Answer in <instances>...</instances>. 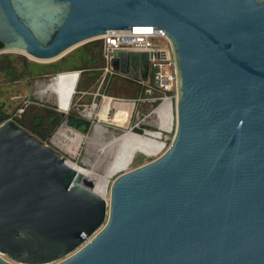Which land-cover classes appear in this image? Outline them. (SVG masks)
<instances>
[{
  "label": "water",
  "instance_id": "1",
  "mask_svg": "<svg viewBox=\"0 0 264 264\" xmlns=\"http://www.w3.org/2000/svg\"><path fill=\"white\" fill-rule=\"evenodd\" d=\"M135 26L162 30L172 48L169 147L115 178L106 198L0 114V255L17 264H264V0H0V52L34 62ZM111 67L147 80L149 54L114 52Z\"/></svg>",
  "mask_w": 264,
  "mask_h": 264
},
{
  "label": "rangeland",
  "instance_id": "2",
  "mask_svg": "<svg viewBox=\"0 0 264 264\" xmlns=\"http://www.w3.org/2000/svg\"><path fill=\"white\" fill-rule=\"evenodd\" d=\"M98 40H101V39L99 38ZM82 45H84V44H82ZM82 45L75 47L74 49L70 50L68 53H66L64 56H62L61 58H59L58 60H56L54 62H36V63H39V64L58 63L56 65L55 70H47V69L46 70L51 71L52 73L58 72V71H64L65 69L71 67V65L79 64L80 54L82 51V48H81ZM4 51H3V53H0V54H12V55L24 56L21 53H17V52H13V51H6V50H4ZM62 59H64V60L61 61ZM16 67H17V70L20 71L21 68H20L19 63H17ZM73 72H76V71H72V73H68V74L66 73L63 76H65V78L71 77V76L75 77V74ZM150 75H152V72L150 73ZM115 77H120V76H115ZM7 78L8 77L5 76L4 74H0V104L3 105V109L6 110L7 113H9V114L12 113V116L9 117V119L12 120L13 116L14 117L19 116L21 111L23 112V107L29 103V100L27 99L28 98V96H27L28 92L30 95H32V98L34 100H36V102H38L39 104H43V105H46V106L54 109V105H53V98L54 97H53V95L48 97V98H39L38 95L36 94L37 89L35 88L36 87L35 81H38L41 83L47 82L48 77H45L43 79L33 80V83L31 85V87L29 88V90H27V88H26V80L25 79H20V80L15 81V82H9ZM124 79H127V77H124ZM73 85H74V83H73ZM120 87H121L120 81L118 79L112 78L111 83H110L106 93L108 95H115V91H118L117 89H119ZM97 90H98V86H97V82H96L95 89L93 91H90V92L94 93ZM75 91H76V89H75ZM100 92H101V94L104 93V92H102V90ZM78 93L79 92L76 91V94L73 95L72 103L77 104V105H74L76 107L83 106V108L81 110V114L85 115L84 109L90 107L91 102H92V96L87 95L84 97H80ZM70 96H72V94ZM87 97H89L91 99H89ZM125 100H129V99H125ZM130 100H132V99H130ZM95 102L98 103V107H97L96 111L94 112L95 116H96L99 113V110H101L100 114L103 112V110L105 108L106 101L105 100L102 101V98H100L99 100H96ZM81 103H83V105ZM152 104L151 105L148 104V105H150V108L153 107ZM174 104H175V102L173 101V108L171 109V111H172L171 112L172 113V120L171 121L172 122H171L168 129H166V130L163 129V117H161L159 119V121L156 122L155 118L152 116L145 119L140 125H138L134 129V131L132 133L134 135L144 139L145 141L149 142L150 144H152L154 146V150L146 153L145 155L142 153H138L129 165H127L123 168H120L117 171L113 172L111 175H109V177L106 179V182L108 184L107 191H106V198L108 197L109 185L111 184V182L115 178H117L121 174H124V173L131 171L133 169H136V168H138L144 164H147V163H150L151 161H154L155 159L160 157L167 150V148L169 147V145L172 141L174 131H175V105ZM139 107H140V109L138 111V114L140 115V117L143 115H146L149 112V110L147 111V109L149 107H146L143 104L140 105ZM116 108H117V111H120L121 113H119L118 117L115 120H113V118L115 116L114 115L115 109H110L107 112L108 113L107 118H105V117L101 118V117L96 116L98 118L96 125H99L104 130L103 133L102 132L100 133V136L103 137V140H101L99 138V135H95V132H94L95 129L93 127H91L90 130H88V132L86 134H82V135H84L83 142H81V145L77 148V151L74 155L67 153L66 151L63 150V148L64 147H66V148L70 147V145L73 144L72 142H74V140H75V136H72V138H70V141H68L66 139L63 140V138H67L66 137L67 134L63 130L60 131L61 127L57 128L55 130V132H53V135L49 139L44 141V143L47 146H49L51 149L55 150L57 153L62 155L64 158L71 160L72 162L78 164L81 168H83L85 170H89L90 166L88 164H85L83 162V160L87 159L88 162L93 165L96 162L95 159L97 157L103 156L102 154L100 155V154L96 153V151L98 150L97 148L101 147L105 142L107 143V142H109L115 138L120 137L125 132L130 130V128L134 125V118H133V121L131 120V122L127 126L126 125L123 126L125 121L127 120V116H125L123 114V104L118 105ZM161 113H162V111L159 113V116L162 115ZM64 116L66 117L67 115H64ZM159 123L160 124L162 123L161 124L162 126L160 129H159V127H160ZM118 124H120V126H118ZM145 126H149L150 128L146 129V128H144ZM95 128H97V127H95ZM136 129H142V134H143V132H153L154 136L156 138L155 137H149L148 135H144V134L143 135L142 134H136L135 133ZM91 140H93V142ZM115 148L116 147L113 148V151L111 153H109L107 156L104 157V163L96 166L95 171L98 174H95V176H94L95 178L100 180L101 175H105V172H106L105 165L108 162L112 161L113 155L115 152ZM3 257L5 259H7L4 255H3ZM8 261L12 264H17V263L10 261V260H8Z\"/></svg>",
  "mask_w": 264,
  "mask_h": 264
},
{
  "label": "trees",
  "instance_id": "3",
  "mask_svg": "<svg viewBox=\"0 0 264 264\" xmlns=\"http://www.w3.org/2000/svg\"><path fill=\"white\" fill-rule=\"evenodd\" d=\"M81 48L82 51L80 54L79 64L71 65V67L65 69L64 71H58L54 73L47 70H55L58 63L39 64L29 60L27 57L22 55L0 54V74H4L5 76H7L9 82H15L20 79H25L26 88L27 90H29L33 83V80L43 79L57 73L80 71L75 89L77 92H90L95 89L96 82L100 78L102 69L105 64L104 58L102 56V40H95L86 43L82 45ZM1 49L2 44L0 43V50ZM63 60L64 59H62L61 61ZM17 63L20 64V71L17 70ZM112 78L118 79L120 81L121 87L117 89L118 91H115V95H108L106 92ZM102 92H104V94L108 97L129 100L135 98H144L147 96L144 93L143 88L141 86H138L134 81L115 76L111 77V79L106 82L104 88L102 89ZM27 96L29 103L23 107V112H21L19 116H13L12 122L17 124L20 128L28 132L31 136L35 137L39 141L44 142L49 139L53 135V132H55V130L62 125L63 121L67 119V125L72 129L63 126L61 127L60 131L63 130L67 135L69 134L70 138H72L71 136H75V140L74 142H72L73 144H71L70 147H64L63 150L71 155H74L77 151V148L81 145V142H83L84 135L82 134H86L90 127V121L84 118L81 114L83 106H74L69 114L65 117L63 113L36 102V100L32 98V95H30L29 92ZM155 96H157L156 93H153L151 95V97ZM99 99L100 97L96 98V100ZM81 104L83 105V103ZM156 104L157 102L153 103V107L151 106L152 108L146 106L149 107L147 111H151V109H153ZM118 105H120V103H112L110 104V107H117ZM171 109L172 108H170V102L167 101L163 104V110H161L162 115L159 116L160 112H156L159 116V119L163 117V129L165 130L169 128L172 122ZM130 111L131 105L123 104V114L128 117ZM119 113L121 112L116 111L113 120L118 117ZM0 114L4 116L5 120H8L9 117L12 116V113L9 114L6 110L3 109L2 104H0ZM126 122L127 120L125 121L123 126L126 125ZM161 124L159 125V129L162 126ZM118 126H120V124H118ZM144 128L149 129L150 127L145 126ZM135 133L142 134V129H136ZM148 133L149 137H155L153 132Z\"/></svg>",
  "mask_w": 264,
  "mask_h": 264
},
{
  "label": "built area",
  "instance_id": "4",
  "mask_svg": "<svg viewBox=\"0 0 264 264\" xmlns=\"http://www.w3.org/2000/svg\"><path fill=\"white\" fill-rule=\"evenodd\" d=\"M147 26H135L131 30H110L106 32L100 39L102 40V56L104 58V67L102 69V73L100 78L97 81L98 90L94 93L91 92H79L80 97H84L87 95L92 96V102L90 107L85 108L83 115L84 118L90 121V127L97 126L96 123L98 121L97 117H100V112L95 116V111L98 107V103H95L96 98H102V101L105 99H109L110 103H120L131 105V111L127 117L126 126L133 121L134 125L130 128V132H133L134 129L140 125L145 119L150 116L154 117L156 122L159 121V116L157 115V110L164 104L165 101H169L173 105V101L175 102L177 99V82H176V72L174 65V58L172 54V48L169 40L162 30L154 29L153 27L150 32L148 31H139L138 29H146ZM114 52H145L149 54V73L147 80H143L140 78H134L129 75H123L121 73L115 72L111 67V60L113 58ZM1 53V52H0ZM152 72V75L150 73ZM68 74L72 72H63L57 73L48 76L47 82H38L35 81L36 94L39 98H48L53 95V105L54 109L58 112L63 113L64 115H68L74 105L72 103V97L76 94L75 88L79 78L80 71L73 72L75 74V83L73 86V93L68 102L67 108L64 110L60 106V99L58 93H50L45 91L47 85L52 84L58 78L60 74ZM120 76L121 78L127 77L134 81L138 86L143 88L144 93L147 95L144 98H135L132 100H125L121 98H113L108 97L104 93L101 94V90L104 88L106 82H108L111 77ZM153 93H156L157 96L151 97ZM157 102L156 106L151 109L146 115L140 117L138 114L139 106H149L152 103ZM150 104V105H148ZM110 109H115V113L117 108L111 106L106 111V116H108V111ZM22 112V111H21ZM6 121H12L8 119ZM61 127V126H60ZM72 129L71 127H68ZM76 131V130H75ZM127 131V132H128ZM146 133V132H145ZM67 138H63L70 141L69 134L66 135ZM72 137V136H71ZM55 151V150H54ZM90 238L86 239L75 251L81 248ZM74 251V252H75ZM73 253V252H72ZM3 259V255H0ZM7 260V259H5ZM8 261V260H7Z\"/></svg>",
  "mask_w": 264,
  "mask_h": 264
},
{
  "label": "bare ground",
  "instance_id": "5",
  "mask_svg": "<svg viewBox=\"0 0 264 264\" xmlns=\"http://www.w3.org/2000/svg\"><path fill=\"white\" fill-rule=\"evenodd\" d=\"M147 27L148 28L146 29H138V30L150 32L152 28L150 26ZM62 55L63 54L53 59V61L58 60V58L61 57ZM63 75L64 74H60L58 78L55 80V82L47 85L45 91H48L52 94L58 93L60 99V106L62 109L65 110L70 100L71 97L70 95L73 92V86H74L73 83H75L74 80L75 77L71 76L65 78V76ZM107 100L109 101V99ZM170 108H173L172 103H170ZM161 110H163V105H161V107L157 111L161 112ZM98 126L99 125H97L96 126L97 128H95L94 130L95 135H99V138L103 140V137L100 136V133L101 132L103 133L104 130L102 127L100 126L98 127ZM144 135H149V133H146ZM91 141L93 142V140ZM114 147L116 148L113 155V159L112 161L108 162L105 165L106 168L105 175H101L100 180L95 178L94 177L95 174H98L95 171L96 166L104 163V157L107 156L109 153H111ZM97 149L98 150L96 151V153L103 155L95 159L97 163L95 162L92 165L88 162L87 159L83 160L85 164H88L90 166L89 170H85L81 168L78 164L68 160L67 158H65L66 161L65 166L80 178V183L83 186L100 195H104V193H106L107 191L108 184L106 182V179L109 177V175H111L113 172L117 171L118 169L129 165L138 153H142L145 155L146 153L154 150V146L149 142L145 141L144 139L134 135L132 132L128 131L118 138H115L107 143L105 142L101 147Z\"/></svg>",
  "mask_w": 264,
  "mask_h": 264
},
{
  "label": "crops",
  "instance_id": "6",
  "mask_svg": "<svg viewBox=\"0 0 264 264\" xmlns=\"http://www.w3.org/2000/svg\"><path fill=\"white\" fill-rule=\"evenodd\" d=\"M106 104H105V108L103 110V112L99 115L101 118H104L106 116V111L107 109L110 107V101H108L107 99H105Z\"/></svg>",
  "mask_w": 264,
  "mask_h": 264
}]
</instances>
